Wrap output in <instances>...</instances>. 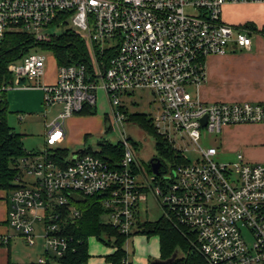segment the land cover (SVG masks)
Wrapping results in <instances>:
<instances>
[{
    "label": "built area",
    "instance_id": "built-area-1",
    "mask_svg": "<svg viewBox=\"0 0 264 264\" xmlns=\"http://www.w3.org/2000/svg\"><path fill=\"white\" fill-rule=\"evenodd\" d=\"M231 4L264 5V0H0V40L23 33L45 43L57 35L42 31L55 26L74 31L90 48L89 64L56 65L50 85L38 83L46 56L29 52L7 65L12 83L0 88L40 89L45 113L58 108L45 122L44 149L18 161L17 188L8 199L7 227L29 246L41 224L44 250L36 264L68 250L62 228L80 218L70 204L75 194L100 197L104 223L125 236L135 231L138 209L150 196L161 217L191 234V247L206 264H264V163H248L241 153L219 162L217 146L206 143L224 127L262 123L264 107L203 103L186 91L203 83L207 57L250 50V31L222 18ZM99 90L122 133L121 99L131 104L134 91L150 92L157 110L152 124L175 151L158 174L149 162L150 173L141 169L124 138L116 166L100 157L99 146L69 153L65 166L51 156L65 139V122L95 107ZM189 150L196 155L193 162L185 156ZM8 241L0 233V246Z\"/></svg>",
    "mask_w": 264,
    "mask_h": 264
},
{
    "label": "trees",
    "instance_id": "trees-1",
    "mask_svg": "<svg viewBox=\"0 0 264 264\" xmlns=\"http://www.w3.org/2000/svg\"><path fill=\"white\" fill-rule=\"evenodd\" d=\"M264 33V30L262 31ZM34 47L50 52L57 66H66L75 63H90V48L88 44L70 29L64 30L60 35L47 43H35L30 35L23 33H9L0 40V88L12 83V76L7 71V65L17 61ZM8 103L6 91H0V189L8 192L17 188L15 183L19 175L17 163L20 159L34 154L27 152L23 146L22 136L15 133L7 124ZM80 115H95L94 107H85ZM108 118L104 117V122ZM129 120L138 124L142 129L149 132L155 140L156 158L165 166V161L170 162L175 157V151L172 149L167 139L159 135L152 124V117L146 114H135L129 117ZM110 128H106L108 132ZM100 157L117 165L122 157V147L120 144L109 142H99ZM91 148L77 152H90ZM51 156L58 160L60 165L62 159L69 155L65 149H54ZM151 172L150 166L146 168ZM100 197H84L75 194L71 203L80 211V218L72 223H68L62 228V234L67 237L68 250L60 257L46 256L45 264H87V238L96 236L98 239H104L106 245L113 240L116 252L111 257L112 264H123L127 258V251L123 248L125 242L132 234L158 235L160 239V259L166 261L170 259L175 252L178 255L170 264H206L203 258L198 255L189 242L191 234L188 236L181 229L172 227L163 217L155 222L137 221L136 229L131 235L120 234L115 228L104 223L101 217L105 213L101 205ZM102 237V238H101Z\"/></svg>",
    "mask_w": 264,
    "mask_h": 264
},
{
    "label": "rangeland",
    "instance_id": "rangeland-1",
    "mask_svg": "<svg viewBox=\"0 0 264 264\" xmlns=\"http://www.w3.org/2000/svg\"><path fill=\"white\" fill-rule=\"evenodd\" d=\"M65 28L61 27H49L44 29L42 32L46 35H60ZM56 36L50 37L45 43L50 42ZM35 42V41H34ZM44 42V40H43ZM31 53H43L46 56V66L45 73L42 78L39 79L38 83L40 85H50L54 83L56 63L53 55L39 47H34L30 50ZM34 85L35 83H30ZM23 89L9 90L6 91V99L8 102V113H7V124L10 128L22 136V142L25 150L27 152L41 151L44 149L45 144L43 142V133L46 120L51 121V119L56 114L58 108L47 109L45 113L43 105V92L38 90H26ZM187 93L191 96L192 89L186 88ZM132 103H128L124 99H121L122 107L125 112V119L122 126L117 123L111 112L109 103L103 93L99 90L97 92V104L95 107V115H92V119H96V126L99 124V129H95V133H91L85 137V142L82 145H77L73 148H68L70 153L91 148L96 150L98 148L99 142H109L112 144H121V138L127 140V143L132 147L137 155L138 163L142 170H146L147 164L152 158L156 157L155 151V140L154 137L142 129L138 124L129 120L131 115L135 114H146L153 117L157 110L156 105L152 103V95L148 91L136 90L130 96ZM46 114V115H45ZM107 115L108 119L105 124H102L97 119ZM44 116H47L45 119ZM104 118V117H103ZM95 121V120H94ZM66 128L68 129L67 121L65 122ZM105 128H110L108 132H104ZM229 128V127H224ZM123 134V137H121ZM170 138L173 139V133L170 134ZM221 140V134L209 135L206 139L207 144L214 146H219ZM179 146L181 143L177 141ZM66 143L62 146L65 147ZM67 147V146H66ZM187 159L191 162L195 161L196 155L189 150L185 153ZM221 154L217 157V161L226 162L222 158ZM165 165L168 162L165 161ZM159 206L154 201L152 197H148L146 204H141L139 207V221H150L155 222L161 216ZM147 214V215H146ZM104 222V214L101 217ZM41 224H36L35 233L38 239L35 241L34 246H29L25 241L17 242L19 248H21L24 253H28L31 260L37 262L38 258L41 257L43 253V243L40 240L41 235ZM102 238V237H101ZM104 239H98L96 236H89L87 238V252L88 260L87 264H112L111 257L116 252V247L113 245V240H111L109 245H106ZM190 246L191 243L189 242ZM123 248L127 251V264H151V261L160 258V239L158 235L146 236L144 234H132L129 239L125 242ZM27 263L29 261H26Z\"/></svg>",
    "mask_w": 264,
    "mask_h": 264
},
{
    "label": "crops",
    "instance_id": "crops-1",
    "mask_svg": "<svg viewBox=\"0 0 264 264\" xmlns=\"http://www.w3.org/2000/svg\"><path fill=\"white\" fill-rule=\"evenodd\" d=\"M222 18L231 26L250 31L251 48L248 51L233 49L224 56L207 57L204 61L203 83L198 89L188 87L192 89L191 97H197L203 103L252 102L264 107V5H226ZM26 90L34 89L22 91ZM35 90L39 93L41 91ZM105 116L107 117L104 114L103 117ZM91 117L92 115H78L68 119L65 139L56 149L69 152L68 148L82 145L87 135L99 129L96 119ZM103 117H99L97 121L101 123L102 120V124H105ZM220 134L221 140L217 148L223 159L233 160L237 153H241L248 163H264V121L254 125L222 128ZM42 138L45 142V127ZM63 143H66L65 147L62 146ZM8 199L9 192L0 189V233L9 237L8 243L0 246V264H36L17 245V242L25 239L7 227ZM153 261L162 260L157 258L151 263Z\"/></svg>",
    "mask_w": 264,
    "mask_h": 264
},
{
    "label": "water",
    "instance_id": "water-1",
    "mask_svg": "<svg viewBox=\"0 0 264 264\" xmlns=\"http://www.w3.org/2000/svg\"><path fill=\"white\" fill-rule=\"evenodd\" d=\"M203 126H204V123H203ZM149 164L151 166V170H152V173L153 174H158V170L161 166V162L156 159V158H153L149 161ZM178 255V252H175L173 254V256L166 260V261H153L151 264H170L172 262V260Z\"/></svg>",
    "mask_w": 264,
    "mask_h": 264
},
{
    "label": "flooded vegetation",
    "instance_id": "flooded-vegetation-1",
    "mask_svg": "<svg viewBox=\"0 0 264 264\" xmlns=\"http://www.w3.org/2000/svg\"><path fill=\"white\" fill-rule=\"evenodd\" d=\"M156 158V157H155ZM153 159V158H152ZM157 159V158H156Z\"/></svg>",
    "mask_w": 264,
    "mask_h": 264
}]
</instances>
